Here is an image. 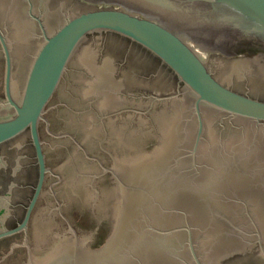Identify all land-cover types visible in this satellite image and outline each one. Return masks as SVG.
I'll return each instance as SVG.
<instances>
[{"label":"water","instance_id":"obj_1","mask_svg":"<svg viewBox=\"0 0 264 264\" xmlns=\"http://www.w3.org/2000/svg\"><path fill=\"white\" fill-rule=\"evenodd\" d=\"M28 264H264V0H0V239Z\"/></svg>","mask_w":264,"mask_h":264},{"label":"rangeland","instance_id":"obj_2","mask_svg":"<svg viewBox=\"0 0 264 264\" xmlns=\"http://www.w3.org/2000/svg\"><path fill=\"white\" fill-rule=\"evenodd\" d=\"M23 238V231L8 235L4 240L0 241V258L10 250L11 243H21ZM0 264H28L27 252L24 247H18L7 256H5Z\"/></svg>","mask_w":264,"mask_h":264},{"label":"flooded vegetation","instance_id":"obj_3","mask_svg":"<svg viewBox=\"0 0 264 264\" xmlns=\"http://www.w3.org/2000/svg\"><path fill=\"white\" fill-rule=\"evenodd\" d=\"M15 233H16V232H15ZM15 233H14V234H15ZM6 237H7V236H6ZM6 237H4V238H1V239H0V241L4 240Z\"/></svg>","mask_w":264,"mask_h":264}]
</instances>
